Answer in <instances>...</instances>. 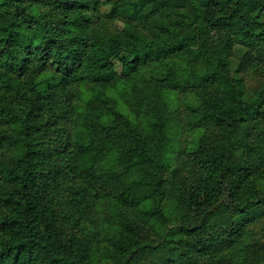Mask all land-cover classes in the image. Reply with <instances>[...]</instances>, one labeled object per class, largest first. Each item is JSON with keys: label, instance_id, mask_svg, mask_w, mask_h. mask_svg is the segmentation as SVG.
<instances>
[{"label": "rangeland", "instance_id": "rangeland-1", "mask_svg": "<svg viewBox=\"0 0 264 264\" xmlns=\"http://www.w3.org/2000/svg\"><path fill=\"white\" fill-rule=\"evenodd\" d=\"M14 6L0 0V16L16 17L10 63L0 64V200L17 195L28 160L44 178L61 172L47 201L67 246L91 243L93 264H264V43L250 47L210 28L200 0H20L17 13ZM60 38L78 60L107 56L118 76L98 82L36 58L39 46L58 47ZM160 49L167 50L163 62L127 67L141 51ZM216 65L230 71L240 105L229 123L227 165L237 175L248 168L249 176L236 185L234 173L215 175L202 163L220 138L213 114L224 79L205 88L187 80ZM93 108L103 123L90 134L82 123ZM142 145L162 154L158 180L145 164L120 162L124 150ZM211 180L220 181L218 200L190 207L187 198ZM81 189L86 203L77 200ZM244 192L249 202L236 208L234 197ZM9 217L0 209V251ZM45 263L37 254L32 264Z\"/></svg>", "mask_w": 264, "mask_h": 264}, {"label": "trees", "instance_id": "trees-1", "mask_svg": "<svg viewBox=\"0 0 264 264\" xmlns=\"http://www.w3.org/2000/svg\"><path fill=\"white\" fill-rule=\"evenodd\" d=\"M203 6V18L206 23L213 28L230 33L232 41H238L250 47H258L264 43V0H200ZM14 13L20 10V0H14ZM6 3H10L7 1ZM8 16H0V64L8 65L10 63L9 54L12 55L16 41L13 35V25L15 16L9 18L10 11H7ZM34 22L37 17L30 15ZM36 24V23H34ZM196 35L190 37L196 40ZM62 38L58 41V47L55 43L49 42L44 46H39L36 50V58H41L44 62H53L54 66L58 64H66V67L75 69L74 73L80 76L94 77L98 82L109 83L116 76L117 71L114 70L115 65L108 60V57L100 52H95L78 60L79 53L72 50L69 45H66ZM226 46L221 58H224V66L228 68L229 54ZM183 48L180 47L178 51ZM59 50V51H57ZM62 50V51H60ZM220 52V51H219ZM163 55H167V50H143L138 53L133 61L127 64V67H138L145 63L163 62ZM215 59L221 60L215 54ZM15 57L13 62L15 63ZM217 67H204L201 72L194 73L189 81H192L199 88H205L214 80L220 81L224 79L223 94L215 101L217 112L213 114L215 121L220 126V138L217 143L207 150V158L203 160V164L209 169H214V174H217L218 169L225 172L234 173L233 168L227 165V158L233 147V137L229 135V123L233 116L236 115L237 94L231 86L230 71L226 75L217 71L221 65ZM216 68V69H215ZM162 73V72H160ZM177 75V72H175ZM167 80V81H166ZM171 80V77L159 81L154 79L152 84L160 85ZM162 82V83H161ZM238 110V109H237ZM217 114V115H216ZM103 123V117L99 109L93 108L92 111H87L83 119V128L85 132L91 134L99 131ZM114 129L110 128L109 133ZM146 145L142 148H129L121 153L120 162L123 165L145 164L149 166L153 180H158L162 170L161 152L155 153L152 150H146ZM84 151V148L82 147ZM76 166L74 161H68L65 164L63 172L69 177L68 172ZM24 171L18 176L20 178V189L17 195L8 199L0 200V209L10 213V223L7 224L9 239L3 244V249L0 251V264H32L36 255H41V258L46 261L45 264H93V251L90 242H82L80 240L73 241L69 246L66 245L62 236L61 225L56 219L54 211L50 208L49 192L54 190L58 184V179L61 177V172L50 173L45 178L41 173L32 169L29 161H25ZM17 176V172H15ZM229 176V175H228ZM231 176V175H230ZM249 176V169L243 170V173L233 175L231 184L236 185L239 182L244 183ZM155 183V182H154ZM126 188L127 183L124 182ZM232 186V185H231ZM130 187H132L130 185ZM134 192V188L132 190ZM220 181L211 180L208 186L201 188L196 197H188L186 202L190 207L199 206L201 209H208L213 202L217 201L221 196ZM251 192L243 195L237 193L234 197L236 202L235 207L241 208L247 206ZM142 196L139 192L134 194L131 200L140 199ZM155 195H149V199H154ZM77 200L86 203V192L81 189L77 193ZM147 200L144 199L143 201ZM50 201V200H49ZM84 213L92 216V209L89 205L84 207ZM231 238L236 236L231 233ZM232 242V241H231Z\"/></svg>", "mask_w": 264, "mask_h": 264}]
</instances>
